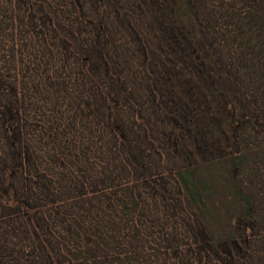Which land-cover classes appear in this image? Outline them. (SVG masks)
I'll list each match as a JSON object with an SVG mask.
<instances>
[{"label":"trees","instance_id":"16d2710c","mask_svg":"<svg viewBox=\"0 0 264 264\" xmlns=\"http://www.w3.org/2000/svg\"><path fill=\"white\" fill-rule=\"evenodd\" d=\"M193 250L264 264V0H0V264Z\"/></svg>","mask_w":264,"mask_h":264},{"label":"rangeland","instance_id":"374dc122","mask_svg":"<svg viewBox=\"0 0 264 264\" xmlns=\"http://www.w3.org/2000/svg\"><path fill=\"white\" fill-rule=\"evenodd\" d=\"M221 225H222L221 219L220 220L217 219V221L212 224V229L215 230V231H217V230H219V228H220ZM182 233H183L182 231H179L177 233V236H179V237H181L183 239ZM186 249H187V246H186ZM189 257L192 258L191 259V261H192L191 264H201V263L202 264H205L206 263L205 260H201L200 256H198L197 254H195V250H193V253Z\"/></svg>","mask_w":264,"mask_h":264}]
</instances>
